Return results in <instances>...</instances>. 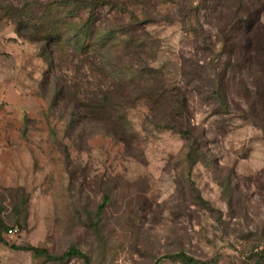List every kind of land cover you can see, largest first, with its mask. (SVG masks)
<instances>
[{
    "label": "rangeland",
    "instance_id": "obj_1",
    "mask_svg": "<svg viewBox=\"0 0 264 264\" xmlns=\"http://www.w3.org/2000/svg\"><path fill=\"white\" fill-rule=\"evenodd\" d=\"M45 19L73 22L71 49L46 28L16 33ZM259 31L264 0H0V264H84L29 247L89 264H264ZM128 66L156 70L146 86L165 92L123 89ZM181 95L187 135L162 128Z\"/></svg>",
    "mask_w": 264,
    "mask_h": 264
},
{
    "label": "trees",
    "instance_id": "obj_2",
    "mask_svg": "<svg viewBox=\"0 0 264 264\" xmlns=\"http://www.w3.org/2000/svg\"><path fill=\"white\" fill-rule=\"evenodd\" d=\"M131 20H132V23H135L136 25L142 24V21H143V23L153 21L152 18L139 20L135 16H132V15H131ZM72 27H73V22H69V23L64 22L63 23L61 21H55L52 23L51 21H48L47 19H45L43 21V23H41V24L40 23L39 24H37V23L32 24L28 21H18L16 23V33L19 36L23 37L24 35L22 33V30L31 29V30H35V31H43V29L46 28L47 34H48L46 36L47 45H53L56 47L55 50L59 51V49H63V48L71 49V46L69 45L70 39L63 40V38L61 36H63L62 35L63 32H64L63 34H69L71 32ZM62 28L63 29L65 28V31L62 32L61 31ZM87 29L88 28H86L85 26L83 27V30H85L84 35L87 34ZM259 33H260L259 38L261 39V43H262L261 55L264 59V32L262 33V31H259ZM115 36H119L122 39L127 40L129 42L134 40L133 37H131V35L129 34V32L127 30H124V29H121V30L108 29L105 32L106 38L112 39ZM136 39L139 42V44H141L140 46H142V47H147V45L152 43V41H150L146 37L143 39L140 37L139 38L136 37ZM128 44H127V46H128ZM105 45H106V42H105V44L103 43L102 46H100V50L103 49V47ZM85 48H87V47H85ZM84 51H86V50L84 49ZM54 54H55V52H54ZM52 59H53V54H52ZM119 71H120V73L118 74V76H120L119 77L120 80L118 81V83L120 84V86H123V89L127 88L128 91H129V89H132L131 90L132 93L135 91H141L142 90V92H145V95L147 92H152L153 94L157 95L158 97H160V95L165 92V90L162 88L159 90H155L152 87L146 86L147 84H149L148 83L149 81L156 80L159 76L158 72L156 70L150 68L149 66L121 67V68H119ZM121 78H123L124 80H121ZM172 90L176 91L180 95V91L178 89H172ZM152 93H151V95H152ZM135 100H136L135 98L132 99L130 97H127L126 99H124V101L122 103L118 102V104H121V106H123L124 108H127L128 106L132 105V103ZM96 102H97V106L93 110L104 111L105 108H107L106 106L109 105V107H110V104H111L110 99L107 98L105 95L103 96V98L101 100H96ZM180 102H181V106L176 107V104L180 103ZM172 103H174V104H172ZM172 103H171L172 104V106H171L172 111H169V112L166 111L165 112L169 121H164V123H163L164 125H162V128L167 129V130H172V131L179 133V134L187 135V133L184 132V129L182 127V123L180 120L185 115V112H184L186 109L185 108L186 106H184L185 100H184V98H182V95H181V99H179V100L176 99ZM149 104L152 105L151 110H153V101ZM102 105H103V108H102ZM106 202H107V200H105L104 204L102 206H100V210L104 207ZM0 212H1V208H0ZM15 249L18 250L19 248H15ZM24 250L32 251L34 253V255H38V256L45 254L46 258H48L50 260L64 261V260L71 259V258H79V259L83 260L84 264H89V259L83 253H81L79 250H77L75 248L68 249L60 257L49 256V255H47L46 252L41 251V250L36 249V248H30L29 247V248H25ZM179 256L186 261V257L183 254H180ZM188 262L191 263L193 261H188Z\"/></svg>",
    "mask_w": 264,
    "mask_h": 264
},
{
    "label": "built area",
    "instance_id": "obj_3",
    "mask_svg": "<svg viewBox=\"0 0 264 264\" xmlns=\"http://www.w3.org/2000/svg\"><path fill=\"white\" fill-rule=\"evenodd\" d=\"M13 232H15V231H11V230H10V231H8V233H9V234H13Z\"/></svg>",
    "mask_w": 264,
    "mask_h": 264
}]
</instances>
